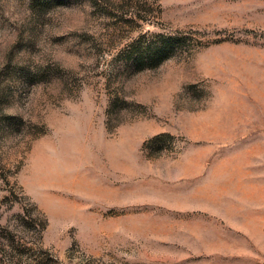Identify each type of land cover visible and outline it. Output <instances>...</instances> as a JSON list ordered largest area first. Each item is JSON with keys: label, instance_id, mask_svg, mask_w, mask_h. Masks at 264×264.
Here are the masks:
<instances>
[{"label": "rangeland", "instance_id": "374dc122", "mask_svg": "<svg viewBox=\"0 0 264 264\" xmlns=\"http://www.w3.org/2000/svg\"><path fill=\"white\" fill-rule=\"evenodd\" d=\"M0 264H264V0H0Z\"/></svg>", "mask_w": 264, "mask_h": 264}, {"label": "trees", "instance_id": "16d2710c", "mask_svg": "<svg viewBox=\"0 0 264 264\" xmlns=\"http://www.w3.org/2000/svg\"><path fill=\"white\" fill-rule=\"evenodd\" d=\"M145 36H142L143 38ZM141 44V42H135L130 45V50H128L127 63L133 67L144 68L148 66L149 68H155L161 65L168 57L170 50V45L165 43L160 45H155L154 47L150 45L145 48H135V45Z\"/></svg>", "mask_w": 264, "mask_h": 264}]
</instances>
